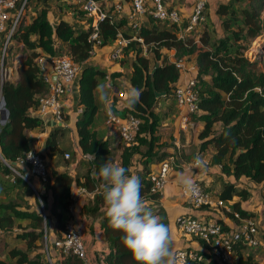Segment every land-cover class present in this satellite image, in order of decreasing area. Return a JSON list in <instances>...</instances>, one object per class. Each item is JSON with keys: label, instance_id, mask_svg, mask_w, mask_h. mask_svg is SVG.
I'll return each mask as SVG.
<instances>
[{"label": "trees", "instance_id": "trees-1", "mask_svg": "<svg viewBox=\"0 0 264 264\" xmlns=\"http://www.w3.org/2000/svg\"><path fill=\"white\" fill-rule=\"evenodd\" d=\"M29 2L33 6L32 14L28 20L20 19L18 22L6 44L2 60L4 65L14 45L12 40L20 44L22 57L16 66V78L5 75L0 78V95L8 111L5 121L0 122V233L3 235L0 240L5 245V237L10 235L12 238L13 242L5 245L4 249L10 264H86L76 255L63 253L52 245L54 239L62 236L74 215L69 206L75 185H82L91 193L84 197L76 214L89 217L86 226L90 233L94 227L100 230L105 250L95 253L96 263L137 264L122 242L123 233L113 229L107 217L101 188L103 180L99 176V169L106 161L118 163L129 174L139 177L144 202H150V209L167 225L165 211L159 204L161 191L151 190L149 176L151 163L168 155L162 149L166 142L160 140L158 132L161 113L164 117L170 110L175 111L173 88L178 69L161 51L162 48L173 49V58L193 62L197 109L189 112V117L201 125L195 131L198 145L191 157L210 148L207 164L219 166L217 177L220 186L217 190L213 191L212 186H206L200 180L198 182L212 197L221 199L222 204L212 208L206 204L199 207L213 212L219 209L234 224L238 218L233 212H237L239 217L256 215L241 204L251 197L250 189L241 181L264 184V67L259 60L246 54L251 40L264 35L261 17L264 0H217L210 10L212 16L210 12L207 14V22L196 36L190 32L191 29L184 30L188 16L181 17L180 24H175L168 19L153 17L148 12L150 6L146 5L143 18L136 27H131L111 3L103 6L104 15L97 21L98 47L110 46L118 30L124 37H141L145 46L143 48L142 43L134 38L129 39L121 46L120 57L116 58L121 67L129 69L128 92L132 88L141 92L139 102L131 107L126 95L120 109V114L129 112L139 119L138 129L130 143H124L116 132L106 134L105 129L96 128L102 121L98 117L100 99L95 92L98 84L108 74L113 86L118 88L116 81H120L122 68L107 73L105 68L87 61L93 45L88 39L92 29L90 17L84 16L82 10L69 2L57 1L55 7L70 11L71 17L81 21V26L73 25L62 17L52 22L41 0H26L25 5ZM147 53L151 54V65ZM39 54H64L80 67L75 83V102L79 110L74 126L78 150L89 155L88 158L77 157L72 145L63 144L64 133L68 130L66 124L52 125L45 136L44 152L37 153L42 158L44 155L57 156L63 168L52 175L47 174L44 179L34 175L26 162L18 161L30 148L33 135L28 131L44 130L43 119L31 112L39 96L48 89L35 60ZM155 92L161 93L155 96ZM115 98H111L110 105ZM161 99L171 102H166V107H162L160 112L158 103ZM68 117L69 113L61 106V118L65 123ZM113 136L121 141V145H115L119 149L117 160L113 154ZM64 151L69 152L67 158L63 157ZM182 157L190 159V156ZM3 160L20 173L26 167L29 170L27 180L12 171ZM12 161L15 163L11 164ZM82 162L86 167L81 173H70V165L77 168ZM30 195L34 203L40 204L41 212L28 204ZM261 210L264 216V206ZM215 220L224 230L231 228L220 216H215ZM19 221L24 223L19 224ZM79 229L82 230L81 227ZM261 236H258L260 240ZM198 241L203 242L199 238ZM260 244L246 245L235 240L232 245L235 258L231 264H264L257 258L256 252L264 248V244ZM194 250L202 258H188L185 264H220L206 250L195 247ZM0 264H7L1 256Z\"/></svg>", "mask_w": 264, "mask_h": 264}, {"label": "built area", "instance_id": "built-area-1", "mask_svg": "<svg viewBox=\"0 0 264 264\" xmlns=\"http://www.w3.org/2000/svg\"><path fill=\"white\" fill-rule=\"evenodd\" d=\"M57 1L69 2L75 5L76 9L82 10L84 16L90 17L92 29L88 34V39L93 43L91 54L95 47H98L97 21L103 17V6L106 4L111 3L120 15L125 16L127 25L131 27H136L143 18L146 13V5L150 6L148 12L155 18L168 19L175 24H180L182 19L178 9L172 5L169 6L166 0H125L128 4V9L124 12L122 11L124 3L120 0H101L102 3L99 0H41L43 4L44 2L55 3ZM25 2L26 0H0V68H2L6 44L23 15ZM203 8L204 0H194L192 2L188 14V22L184 30L191 29L197 22L204 19ZM132 38L142 43L141 37L134 35L124 37L121 31L118 30L113 43L110 45V59L114 60L120 57L121 46ZM142 46L145 48L143 43ZM35 60L41 69L43 79L47 82L48 89L39 96L37 105L31 112L38 114L41 118L45 115H50L57 124H66L61 118V99L71 85L76 83L80 67L64 54L47 56L39 54L35 57ZM171 60L178 69V78L173 88L175 103L178 107L177 127L179 130L186 131L192 124L189 112L197 109V97L194 88L195 69L194 65H191L184 58H173ZM104 77L109 79L108 74ZM110 86L113 88V96L115 95L116 98L112 105L108 103L105 106L104 122L111 128V132H116L124 143H130L138 129L139 119L129 112L120 114L123 99L126 97L124 96L125 92L116 86ZM1 117L2 114L0 119ZM71 143L77 157H89L88 154H82L78 150L77 143L72 140ZM176 147L178 148V144H176ZM68 156L69 152L64 151L63 157L67 158ZM178 156V153H170L157 162L149 175L152 182L151 190L161 191L163 189L168 179V173L173 166L183 170H190L193 159L184 161ZM18 161L26 162L30 166V171L40 179H44L48 174L44 159L37 151L31 148L27 149L23 157ZM192 179L197 185L195 195L186 193L181 185L183 196L192 206L199 207L206 204L212 208L222 204L221 199L212 197V195L201 188L197 178ZM90 195L91 193L84 186H73L72 202L69 206L72 213L75 206L80 205L84 201V197ZM233 215L238 218V222L227 230H224L222 225L215 220L216 215L212 211H204L200 215H192L185 212L175 215L173 221L179 231L190 237L196 236V238L191 237L193 244H188L189 247L183 245L173 249L175 264H185L188 258H202L201 254L194 250V247L206 250L220 264H231L235 258L232 250L235 240H240L246 245L260 244L261 240L258 238L256 223L252 218L239 217L237 212H233ZM198 238L203 242L199 243ZM52 245L56 250L63 253H72L84 262L87 261L83 233L76 226L73 217L67 223L62 236L54 239ZM100 264L105 263L100 261Z\"/></svg>", "mask_w": 264, "mask_h": 264}, {"label": "crops", "instance_id": "crops-1", "mask_svg": "<svg viewBox=\"0 0 264 264\" xmlns=\"http://www.w3.org/2000/svg\"><path fill=\"white\" fill-rule=\"evenodd\" d=\"M123 4V9L122 11H126L128 9V4L127 2H125V0H120ZM194 0H166V2L168 3V5H172L175 6L178 9V12L180 13V15L184 18H186L190 12V8H191V4ZM217 0H205V3H207L210 8L214 6V3ZM44 5L47 7V17L50 21L55 22L58 18L62 17L68 21H70L73 25L78 26L75 22L81 24L80 20L75 19L74 17H71L70 15V11H68L67 9H62V10H58L54 3L51 2H44ZM103 47V46H102ZM110 49V46H109ZM169 55L167 58L168 59H173V51L170 50ZM91 55L88 57L90 58ZM110 59V58H109ZM113 60H109V62H111ZM88 62H92V61H88ZM191 65L193 64L192 61H188ZM93 63L98 64L99 66L103 67L106 69L107 73L110 71H114V70H120L121 66L119 65V63H116V65H114V68L111 69L108 65L109 64H102L100 62V60L97 61H93ZM16 66L17 64L14 66V75L13 76H9V73L5 72L3 75H5L8 78H16ZM12 71V70H11ZM110 85L113 86V84L111 83L110 78L107 79L105 77H103L101 79V81L98 84V87L96 89V95L97 98L99 97L100 101L103 102V114H104V109L105 106L110 102L111 98L113 97L112 94H110L109 92L106 94L105 93V88L104 87H109ZM76 84H72L71 87L69 88V90L67 91V93L65 95H63V98L61 99V106L64 107L65 111H67L69 113V117L68 120L66 121L67 127H68V133L70 135V139L72 141H74L75 143L77 140V135H76V131H75V126H74V118L75 115L77 113L76 109H78V106L76 105ZM75 103V106H74ZM175 104V111L173 113L174 116V122L172 124L173 130L171 131V139L168 140L166 142V144L162 147V149H164L166 152H168V155L170 153H178V157H180L182 160L184 161H190L193 159L194 156L191 157V155L193 153H195V150L197 148V139L194 136L195 131L200 127L201 123L200 122H195L192 121V124L190 127H194L192 133L193 136L195 137V141H193L192 143L196 144V148L193 152H191V150H184L182 147L186 144V140H184L182 142V136L184 137V135L182 133H184L186 136L185 138L187 139L188 134L187 132H183V130H179L177 127V112H178V107ZM75 107V108H74ZM1 116V114H0ZM43 122H44V130L42 131H28L29 134L33 135V139L30 142V148L38 151L40 153L44 152V144H45V136L47 131L49 130V128L54 125L57 124L50 115H45L44 117H42ZM103 121V122H102ZM101 122H99V124L97 125V128H102L106 130V134H111V128L109 126L106 125V123L104 122V117L103 120ZM189 127V128H190ZM197 128V129H196ZM105 135V134H104ZM163 141V140H161ZM176 144H178V148L176 147ZM72 145V143H71ZM181 147V148H180ZM211 150L209 149V152ZM209 152H201V155H205V159L207 161ZM167 155V156H168ZM183 155L185 156H190L185 160L184 157H182ZM200 155V154H199ZM200 155V156H201ZM157 162H153L150 165L151 170L155 168ZM207 169L205 171H201L199 169H194L190 167V170H183L179 167H175L173 166L169 173H168V179L166 184L164 185L163 189L161 190V196L159 198V204L162 206V208L165 211L166 214V218H167V226L170 227L171 229V234L173 237V242H172V246L173 248L179 247V246H183V245H188V244H193V240L190 239L191 237L188 238V235L182 234L179 229L176 227L173 219L175 217V215L179 214V213H189L192 215H200L204 213V208L203 207H194L192 206L189 201L183 196L182 192H181V184L179 183V178L184 176V177H190V178H197L198 180H200V182H202L204 185L206 186H212L213 187V191L217 190L220 186V179L217 177V174L219 173V166L218 165H209L207 164ZM63 168V165L60 163H55V162H49L48 166H47V173L48 175H52L54 172L61 170ZM70 173H74L75 168L72 165H70ZM74 168V169H73ZM251 184V182H249ZM254 185V184H253ZM258 185H261L258 184ZM252 199V194L249 200ZM249 200H245L243 201L241 204L243 205V207H248L245 204L247 203L246 201L249 202ZM79 205L75 206V209L73 210V218L75 221L76 226L79 228H82V233H83V239H84V245H85V249H86V253H87V261L86 264H97L95 261V257H96V252L99 251H103L105 250L104 248V244L101 241L100 238V230L97 227H94L92 233L89 232V227L86 226L87 221L89 220L88 216H79L78 214H76V211L78 209ZM250 209V208H248ZM211 211V210H210ZM215 215L216 216H220L224 222H226L229 226L232 227V225H234V222L228 218L224 213H221V211L219 209L214 210ZM72 212V211H71ZM213 212V211H212ZM51 235V231H49V236ZM262 244V241H261ZM100 264V263H99Z\"/></svg>", "mask_w": 264, "mask_h": 264}, {"label": "clouds", "instance_id": "clouds-1", "mask_svg": "<svg viewBox=\"0 0 264 264\" xmlns=\"http://www.w3.org/2000/svg\"><path fill=\"white\" fill-rule=\"evenodd\" d=\"M141 92L132 88L127 93L129 106L139 102ZM207 161L199 154L190 167L205 171ZM102 195L110 226L123 233L122 242L137 264H175L171 229L146 206L141 196V181L118 163L106 161L99 169ZM179 183L188 194L195 195L197 185L190 177Z\"/></svg>", "mask_w": 264, "mask_h": 264}, {"label": "rangeland", "instance_id": "rangeland-1", "mask_svg": "<svg viewBox=\"0 0 264 264\" xmlns=\"http://www.w3.org/2000/svg\"><path fill=\"white\" fill-rule=\"evenodd\" d=\"M112 1V0H111ZM31 2H29L28 4H26L24 6V12H23V15L21 17V19L23 20H28L30 15L32 14V11H33V6H31ZM207 9H206V8ZM210 6L205 3V0H204V8H203V14H204V17H205V20H201L199 22H197L190 30V32H192V34L194 36H196V33L202 28L204 22H207V14H209L210 10L212 11V9H209ZM212 8V7H211ZM210 15L212 16V12H210ZM261 17L262 19L264 20V9L261 11ZM77 25L81 26L79 23L75 22ZM12 42H14L13 44V48L11 49V53L9 54V56L6 58L5 60V63L3 65L2 63V68H0V78L3 77V74L6 72L9 73V76H13L14 75V66L18 63V61L20 60V58L22 57V52L20 50V44H17L15 42V40H12ZM109 46H103V47H95V49L93 50V53L91 54V57L87 59V61H97V60H100V62L103 64H109L108 66L113 69L114 68V65H116V63H119L118 60L114 59L113 61L109 62ZM173 51V49H165V48H162L161 51L166 55V57L170 56L169 55V52ZM146 54V52H145ZM246 54L247 56H249L251 59H257L261 62L262 66L264 67V35L263 34H260L258 36H256L254 39L251 40V42L249 43V47L247 48L246 50ZM147 55L149 56L150 58V65L152 64V57L150 56L151 54L150 53H147ZM262 56V57H261ZM188 61H191V60H188ZM120 65V64H119ZM122 68V75L119 77L120 78V81H116V83L118 84V88L119 89H122L125 94L124 96L127 95L128 93V90H129V85L127 84V79H128V74H129V69L127 67H121ZM12 70V71H11ZM105 88V93L107 94L108 92L110 94H112L113 96V88L111 86L109 87H104ZM115 96V95H114ZM113 96V97H114ZM170 103L171 100L169 99H166V100H160L158 105H159V110L161 112L162 107H166V104L167 103ZM173 103H175V100H173ZM98 104L100 105V111H99V115L98 117L100 116L101 117V120H103V108L104 106L102 105L103 102L99 101ZM74 106H75V103H74ZM174 106V105H173ZM75 108V107H74ZM78 109H76V111H78ZM168 112V111H167ZM174 112V110H170L168 114H166L164 117L162 116V113H161V119H160V126L158 128V132H159V135H160V140H163L165 142H167L168 140H170L171 138V131L173 130V127H172V124L174 122V116H172V113ZM166 113V112H165ZM103 122V121H102ZM98 125V123H97ZM97 125H96V128H97ZM194 127H190L186 130L188 136L187 139L185 138V134L182 133L184 135V137L182 136V142L184 140H186V144L182 147L184 150H191V152H193L196 148V144L192 143L193 141H195V134L193 136V131ZM197 129V128H196ZM182 131V130H181ZM185 132V131H183ZM115 138V141L113 142V154H114V159L117 160V157H118V152H119V149H117L115 147V145L119 146L121 145V141L116 137V136H113ZM64 141H63V144L65 142V144L67 145H71V139H70V135L68 133V130L64 133ZM64 144V145H65ZM181 148V147H180ZM209 149L208 148L206 150V152H209ZM201 155V153H200ZM203 158H205V155H201ZM44 159V164H45V167H46V170H47V166L49 164V162H57V163H60L61 164V161H59V158L57 156H51V157H48L47 155H44L43 157ZM114 163V162H113ZM10 168L12 171L16 172V170L9 164ZM86 167V164L85 163H80L77 168L75 167V172H78V173H81ZM14 169V170H13ZM18 173V172H16ZM28 178V176H27ZM35 180V177L32 179V181ZM241 183L243 185H246L250 191H251V194H252V199L248 201H246L247 203L245 204L246 206H248V208H250L251 210H253L254 212H256V215L252 217V220L256 223V226H257V234L258 236L260 237L261 235L264 234V216L262 214V207L264 206V203H263V199H264V184L262 185H258V184H254L253 183H249L247 181H244L242 179ZM2 198V192L0 191V199ZM27 200H28V204L30 205V207L32 208H36V210H39L40 212L42 211V208L40 206V204L38 202L34 203V198L32 195H30L29 197H27ZM145 204L147 207H151V204L150 202L146 201L145 200ZM24 221H19V224H23ZM3 235H1L0 233V238H2ZM190 236L188 235V238ZM258 237V238H259ZM262 237V236H261ZM264 237V236H263ZM261 238V241H262V244H264V238ZM6 238V242L5 245H7L8 243L10 242H13L12 241V238L10 235H7ZM191 239V238H190ZM4 243L0 240V256L3 257L7 264H10L9 263V259L7 258L6 254H5V245H3ZM19 245H22L21 243H19ZM261 246V244H260ZM264 246V245H262ZM248 248V247H247ZM249 249V248H248ZM254 250L256 248H253ZM257 253V258L259 259L260 262H263L264 261V248L263 250H259L256 252Z\"/></svg>", "mask_w": 264, "mask_h": 264}, {"label": "water", "instance_id": "water-1", "mask_svg": "<svg viewBox=\"0 0 264 264\" xmlns=\"http://www.w3.org/2000/svg\"><path fill=\"white\" fill-rule=\"evenodd\" d=\"M161 92H155V96H158ZM0 113L2 114V117L0 119V122L3 123L4 120L6 119L7 117V114H8V111L6 109V107L4 106V100H3V97L2 95H0ZM0 158H1V155H0ZM3 163L4 164H8L6 161L3 160ZM15 162L12 161L11 164H14ZM17 174H19L21 177H23L25 180H27V176L29 174V170L26 168V167H23L22 168V172H18Z\"/></svg>", "mask_w": 264, "mask_h": 264}]
</instances>
